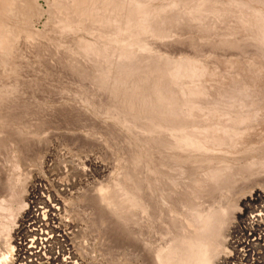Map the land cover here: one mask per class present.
Masks as SVG:
<instances>
[{"label":"rangeland","instance_id":"1","mask_svg":"<svg viewBox=\"0 0 264 264\" xmlns=\"http://www.w3.org/2000/svg\"><path fill=\"white\" fill-rule=\"evenodd\" d=\"M23 1L14 16L13 24L16 28L32 27L37 33V39L29 43L27 33L21 32L17 47L14 49L15 58L6 65L0 61V88L7 89L4 93L0 89L2 93L0 105H7L6 108H0V130H4V132L0 131V223L5 215V211L1 210L2 206L7 208L15 202L12 194L18 180L20 179L21 182L28 178L27 207L13 227L12 246L22 251L16 245L18 239H26L27 242L33 238L38 239L40 234H44L49 257L47 256L43 264H155L154 252L158 249V243L166 244L174 235L181 239L187 231L184 227L185 222L195 219L196 212L206 210L212 205H229L231 202H228L233 197L243 196L249 201L247 203L245 201V205H240L237 210L227 233V250L222 253L220 262L221 264H264V146L262 145L264 141H261L264 138V118L259 120L260 124L254 131L252 140L254 142L249 144L252 148L251 155L246 157V161H244L246 155L243 153L246 154L247 151L244 149L235 151V155L238 153L237 158L225 160L223 159L225 157L218 155L215 150L217 148H212V152L204 159L207 160L204 162L206 169L210 170L229 160L234 166L246 165L250 160L255 162V166L263 161L262 167L246 168V172H233L236 178L239 177L238 173L241 176L237 182L225 180L219 184L204 186L202 183L205 179L204 175L212 172L207 173L206 169L199 172L201 169L196 166L191 168L189 161L196 158L193 152L180 159L182 163L185 161L186 172L174 168L177 162V156H174L168 160L170 165L173 164L172 170L159 172L158 176L161 178L159 184L149 177L148 185L146 184L144 189L148 198H151L149 207L156 208V213L159 212L160 217L155 219L158 228H154L148 215H144L145 211L136 208L135 204L127 199V192L134 187L136 180L144 179L143 166L150 154L145 144L143 123L122 122L119 112L109 99V91L99 85L100 80L106 76L96 72L92 61L87 60L88 56L78 49V41L74 42L73 37L56 29L53 21L58 14L56 11L58 0ZM221 1L224 3L228 1L231 5L227 3L226 6L230 5L232 9L233 7L237 9L232 4L234 0ZM253 1L255 0L250 2L263 8L261 2L262 6L256 4L259 1L256 0L255 3ZM157 2L166 3L168 0H157ZM185 2H187L185 6L188 7L189 3L191 7L196 1L185 0L184 4ZM190 7L185 8L186 10L183 7L179 9L181 13H188L192 8ZM175 11L177 12V9ZM232 15H228L230 18L224 16L225 19L223 16L220 19L211 18V22L206 21L207 24L202 21L201 23L205 22L206 27L211 24L208 33H202L201 30L197 32L195 29L193 32L191 29L182 31L185 38H190L189 40L196 47L198 46V50L191 46H186V49L185 46L178 48L176 46L177 49H169V51L167 49L166 52L174 53L177 57L188 54L190 57L196 56L195 58L200 57L205 60L207 58L208 61H213L214 65H218L219 69L223 64L221 54L225 60L228 57L239 62L253 59L257 68L264 69V45L260 48L256 47L257 49L245 50V52L250 51L246 55L244 51L243 54L236 52L226 54L223 51L219 53L221 50L213 49L214 44L227 32L230 23L236 24L235 13L234 18ZM1 19L5 20L6 16L2 15ZM215 19L218 21L216 22ZM189 22L194 20L188 19V24ZM90 23L84 25L86 29L81 31L88 38L91 35L90 30L95 31L93 33L97 35L98 32L109 33L107 28H112L104 24ZM246 30L242 29L243 32ZM248 32L241 35L248 36L250 34ZM161 48L160 50L165 49ZM40 51H42L41 56L38 54ZM224 54L227 56L224 57ZM219 57L220 61H218ZM84 64L94 71L89 70L90 67L89 72L83 71ZM24 69L29 70L26 71L28 74L23 73ZM21 72L23 75H18L22 74ZM247 73L249 74L246 76V81L251 83L253 71L250 69ZM30 74L32 77H28ZM25 78L29 80L26 81ZM14 85H17L16 88L21 92L22 97L20 96L19 99L12 92L15 89ZM258 85L260 91L254 97L255 103L244 108L237 107L236 112L250 111L253 110L252 108L264 110V73L260 76ZM2 122H5L4 126L1 125ZM123 137L128 141L127 146L134 148L132 151L122 144ZM47 157L48 161L45 162L44 159ZM186 183L190 185V187L187 185V189ZM156 187L162 194L161 202L157 201L156 194H149V191ZM103 195H109L111 200L106 207L101 208L100 198ZM153 196L156 200H152ZM112 206L120 208L119 215H113ZM37 208H42L40 214L44 211L45 215H39ZM130 211L133 213L131 217L127 215ZM139 219L145 227H142L141 223V226L135 225L134 221ZM181 219L186 221L183 223ZM157 236H160V242ZM3 238L4 235H0V249H3ZM82 248L86 249L87 253L80 251Z\"/></svg>","mask_w":264,"mask_h":264},{"label":"bare ground","instance_id":"2","mask_svg":"<svg viewBox=\"0 0 264 264\" xmlns=\"http://www.w3.org/2000/svg\"><path fill=\"white\" fill-rule=\"evenodd\" d=\"M184 1L168 0L166 3H158L157 0H58L56 3L58 14L53 21L60 33L62 31L65 35L73 37L74 42H79L78 49L88 56L86 57L87 60L92 61L93 65L92 63L91 65L95 67L96 72L98 71L99 74L103 73L106 76L100 80L99 85L106 87L109 91V99L119 112L122 122L140 121L143 123L145 144L150 150L147 162L143 166L145 176L144 179L134 181V187L126 192L127 199L131 200L136 208L145 211L144 215H148L154 228L157 227L158 223L155 219L160 217L158 216L159 212L156 213V208L155 210L149 207L151 198H148L144 189L148 178H153L159 184L161 181L158 176L159 172L166 169L172 170L173 164L171 166L168 160L174 156H177L174 168L177 171L186 172L185 161L182 163L183 161L180 159L189 152H193V155L196 156L193 161H189L191 168L200 167L201 170L198 171L201 172L207 168L204 163L207 160L204 159L212 152V148H217L215 150H217L218 155L225 157L223 158L225 160L226 158H237L238 153L235 155V151L244 149L247 151L246 154L243 153L246 155L244 160L246 161V157L251 155L252 148L249 144L254 142L252 141L253 135H255L254 131L260 124L258 123L259 120L264 118V110H260L261 108L236 112L237 107L244 108L255 103L254 97L260 91L258 80L264 73V69L257 68L253 59L239 62L228 57L225 60L221 54L223 64L216 61L222 64V68L219 69L218 65H214L213 61H208L207 58L205 60L200 57L195 58L196 56L190 57L188 54L178 55L177 57L174 53L166 52L167 49L168 51L169 49L174 50L179 46H185V49L186 46H191L198 50V46L196 47L189 40L190 38H185L182 31L186 29H191L192 32L194 29L197 32L201 30L202 33L210 31L209 25L211 24L206 27V21L210 20L209 23L211 18L219 17L220 19L222 16L225 19L226 16L229 17L228 15H234V13L237 20L234 19L236 24L231 25L230 23L227 32H223V37L214 44L213 49L221 50L219 53L223 51L226 54L227 52L243 54V51L245 52L247 49L252 48L253 50L256 47H262L264 45V0H257L259 3H256L257 5L262 3L263 8L252 4L250 2L252 0H231L237 9L234 7L232 9L228 1L224 3L221 0H195L196 2L191 4L192 8L189 3L188 7L185 6L187 2L184 4ZM255 1L253 2L255 3ZM22 2L24 3L23 0H0V61L5 65L15 58L14 49L17 47L16 44L20 39L21 32L27 33L29 43H33L37 39V33L32 27L16 28L13 24L14 16L22 6ZM227 3L230 5L226 6ZM182 7L183 9L189 7L191 9L187 10L188 13H181L179 8ZM183 9L182 11H184ZM36 12L38 13V11ZM2 15L6 16L5 20L1 19ZM188 19L196 22H189L188 24ZM202 21L205 22L201 23ZM88 22L98 25L104 24L112 28H107L109 33L101 34L98 32L97 35L94 34L95 31L88 30L91 33L88 38L86 34L81 33L82 30L86 29L85 26ZM213 22L215 23V21ZM101 28L103 29V27ZM242 29L247 30L243 32ZM247 32L250 33V36L241 35V33ZM193 35L195 34L193 33ZM195 43L197 44V42ZM74 46L77 47V45ZM161 47L165 49L160 50ZM246 53H250V51H246L244 54L246 55ZM38 54L41 56L42 51ZM220 60L219 57L218 61ZM22 63L20 62V64ZM89 67L84 64L82 70L88 71ZM92 69L90 67L89 70ZM250 69L253 71V79L251 83H248L246 76L249 74L247 72ZM26 71H23V73H26ZM23 73L18 75H23ZM22 78L24 77L22 76ZM28 80L26 79V81ZM14 87L15 89L12 92L19 99L21 92L16 88L17 85H14ZM0 89L2 93L7 90L6 88ZM1 107L6 108L7 105L1 104ZM1 125L4 126L5 122H2ZM2 131L4 132L3 129ZM256 139L258 141V138ZM121 141L123 145L125 144V147L129 145L124 137L121 138ZM261 141H264V138ZM260 143L262 144V142ZM255 144L257 143L255 142ZM255 144L253 147H255ZM262 145L264 146V144ZM127 147L129 151L134 149L131 146ZM44 161L47 162L48 157ZM229 161L222 163L220 166L216 165L217 167L211 170L206 169L205 172L212 173L204 175L203 185L219 184L225 180H232V183H235L240 180L241 176L238 173L239 177L236 178L232 174L233 172H246V168L252 169L263 166V161L258 163L260 165L255 166V162H251V160L246 165L242 163L243 165L239 166H234ZM27 184L28 178L21 182L19 179L17 187H15V190L13 189L12 199L15 201L14 204L8 205L7 208L3 206L1 208L5 211V215L2 217L4 220L0 223V235H4L3 249H0V264H11L12 260L13 264H43L47 260V239L43 237L44 234H40L38 239L33 238L27 242H25L26 239H18L16 245L22 251L12 246L13 227L27 207ZM187 185L186 183L185 188ZM188 186L190 187V185ZM149 192V194H156L157 201L161 202L160 189L156 187ZM114 195L116 196V194ZM156 199L153 196L152 200ZM110 200L109 195L101 196L100 207H106ZM245 201L246 197L235 196L228 202H231L229 205L224 204L222 207L217 204L206 210H199L195 214V219L191 222L186 220L185 222L181 219L183 223L185 222V226H183L187 230L186 234L181 239H179V236L172 235L173 237L166 244L158 243V249L154 252L155 255L153 254L156 256L154 258V260L156 259L155 264H221V255L227 250V233L236 217L239 206L245 205ZM247 201L249 200L247 199ZM111 208L113 215H119L120 208L115 206ZM37 210L39 215H45L44 211L40 214L42 208H37ZM125 213L127 214V212ZM132 214L130 211L127 215L131 217ZM134 222H136V226L141 223L140 219ZM141 225L145 227L143 222ZM154 228L152 227V229ZM137 229L139 230L138 227ZM157 240L158 242L161 241L160 236ZM80 251L87 253L84 248Z\"/></svg>","mask_w":264,"mask_h":264}]
</instances>
